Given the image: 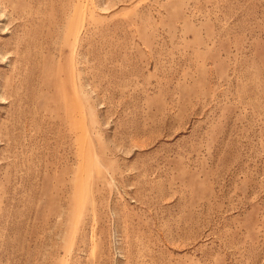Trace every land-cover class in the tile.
Returning a JSON list of instances; mask_svg holds the SVG:
<instances>
[{
    "label": "rangeland",
    "instance_id": "1",
    "mask_svg": "<svg viewBox=\"0 0 264 264\" xmlns=\"http://www.w3.org/2000/svg\"><path fill=\"white\" fill-rule=\"evenodd\" d=\"M0 264H264V0H0Z\"/></svg>",
    "mask_w": 264,
    "mask_h": 264
}]
</instances>
